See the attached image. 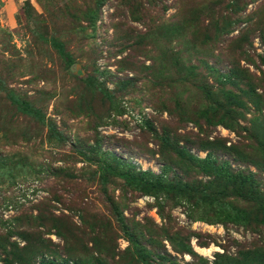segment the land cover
<instances>
[{"label": "rangeland", "instance_id": "1", "mask_svg": "<svg viewBox=\"0 0 264 264\" xmlns=\"http://www.w3.org/2000/svg\"><path fill=\"white\" fill-rule=\"evenodd\" d=\"M0 83V264H264V0H0ZM97 159L173 189L153 203Z\"/></svg>", "mask_w": 264, "mask_h": 264}, {"label": "trees", "instance_id": "2", "mask_svg": "<svg viewBox=\"0 0 264 264\" xmlns=\"http://www.w3.org/2000/svg\"><path fill=\"white\" fill-rule=\"evenodd\" d=\"M175 31H177V30H175ZM50 44L57 51V53L60 56V58L62 59V61L66 65H70L72 62L71 58H70L69 54L63 49L62 44L55 39H51ZM226 79L229 80L228 77ZM85 84H86V86L98 89L101 92L103 90L99 85H96L90 79L89 80L87 79L85 81ZM0 86H2L1 83H0ZM199 88L204 92V95L207 99L212 98V94L210 93V91L208 89H205L201 86ZM6 97L9 99V101L11 103H13L15 105L16 109L20 113L36 120L39 123L45 124L47 132L50 136H52L53 138H56V139H61L60 132L55 129L54 125H51L50 123L46 122L29 101L18 98L10 89H7ZM209 107L214 108V103L213 102L210 103ZM224 119L225 118H224L223 114H221V116L218 118L219 122H221V124L223 126L229 128L230 125L228 123H226L224 121ZM187 157L196 160L199 163V165H201V166H203L207 160L204 158H202V159L195 158L191 155H187ZM89 161H91L93 164L97 165V170L102 177H105L106 175H116V176L122 178L126 184L133 186L135 189H137L141 194H150V195L155 196V198H156L157 194L167 192L168 190L173 189L172 187H169L167 185L166 186L160 185L159 179H160L161 175H155L151 172H146V173L145 172H129V171L120 172V171H117L115 168H112L109 165V163L105 160L97 159V160H89ZM217 171H219V168L215 169V172H217ZM228 175H229V173H227V176ZM246 179H247V177H246ZM238 190L239 189L234 190L230 194L237 196V197H242L243 199H246V200H254L252 195L240 193ZM178 192L181 195L186 196V197H195L196 196V192L193 193L188 187H186L184 185L180 186L178 188ZM155 198L153 197V203H157V201H158V199L157 198L155 199ZM208 200L214 201L212 199H208ZM261 204H264V203H261ZM197 218L203 219L202 216H198ZM223 220L227 221V222L237 223V222H243L244 218L236 212L226 210V211H224V214H223ZM135 250H136L135 254H137L138 256L140 255V253H142L140 250H138L137 247ZM186 250L189 251L188 248H186ZM140 259L144 260L143 258H140ZM37 263L38 264H58L54 260H52L51 258H48L47 256L43 257ZM60 264H67V262L65 261V263L63 262ZM223 264H241V263H238L236 261H225Z\"/></svg>", "mask_w": 264, "mask_h": 264}, {"label": "built area", "instance_id": "3", "mask_svg": "<svg viewBox=\"0 0 264 264\" xmlns=\"http://www.w3.org/2000/svg\"><path fill=\"white\" fill-rule=\"evenodd\" d=\"M11 190H13L14 194H17L18 196V201L19 203H30L34 200H37L40 195L39 194V190H36V185L33 183V181H29V182H15L13 184V186L11 187ZM42 195V194H41ZM144 199H147V197H143ZM7 211H12V205L11 204H7L5 205Z\"/></svg>", "mask_w": 264, "mask_h": 264}, {"label": "bare ground", "instance_id": "4", "mask_svg": "<svg viewBox=\"0 0 264 264\" xmlns=\"http://www.w3.org/2000/svg\"><path fill=\"white\" fill-rule=\"evenodd\" d=\"M196 250L203 255H208L211 251L214 250V247L211 245L209 247H196Z\"/></svg>", "mask_w": 264, "mask_h": 264}]
</instances>
